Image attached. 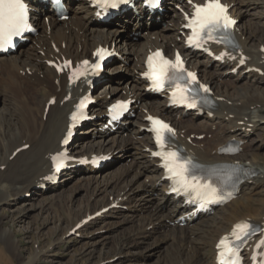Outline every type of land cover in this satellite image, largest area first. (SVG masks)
I'll use <instances>...</instances> for the list:
<instances>
[{"label": "bare ground", "instance_id": "obj_1", "mask_svg": "<svg viewBox=\"0 0 264 264\" xmlns=\"http://www.w3.org/2000/svg\"><path fill=\"white\" fill-rule=\"evenodd\" d=\"M225 1L231 6L232 13L239 20L236 32L240 46L232 54L242 52L247 54L250 59L235 73L232 70L238 64V60L219 63L213 62L203 52L192 54L191 62L194 60L195 64L191 68L197 69L203 75V79L214 87L217 99L214 109H205L202 113L199 110L185 112L169 106V94L156 97L157 105L151 106L149 113L145 114L143 111H139L141 104L148 100L147 97L150 94L147 91L150 83L143 75L146 71V57L150 49L157 47H163L167 51H174L175 48L185 49L186 38L182 29L184 20L177 9L172 7L175 13L164 16L168 17L169 21L162 26L163 33H157L156 37L152 34L145 36V44L130 43L132 48H129L127 46L129 42H123L119 35L124 28H128L126 22H130L134 17L143 20L147 14L155 19L162 15L144 7H139L136 10L137 7L134 6L125 13L126 15L124 14V17L117 18L116 22L98 23L93 17V11L88 7L87 0H80L77 5L78 10L68 20L62 21L53 13L50 5L39 6L41 13L34 16V19L39 23V34L31 38L28 45L22 44L15 53L0 55V208L2 202L9 201L11 198L17 199L23 193L32 192L33 195H37L39 191H42L37 187L46 182L45 178L51 172L50 157L61 146V138L67 125L70 107L81 92L93 90L91 85L81 83L69 86L66 74H58L50 62H59L68 58L81 60L90 55L99 44L115 47L119 52L124 53L122 60L118 58L113 60L115 63L110 67L114 68L108 70V75L119 72L124 68L125 63H131L129 67L133 74L130 77V83L125 85L122 78H112L105 86H117L115 94L117 97L136 99V104L133 106L134 113L146 118L150 113H154L171 120L178 128L179 141L198 161L216 163L237 160L256 171L258 177L263 176L261 178L264 181V165L261 162L263 153H260V148L257 149L258 147L250 142L256 132L258 136V130L264 129V88L255 86V84L264 82V76L258 71L252 70L255 67L264 70V51L262 49L264 46V12H262L263 14H254L256 15L254 21H246L250 9L261 6L262 2L259 0ZM168 3L172 5L175 3L184 9L191 8L189 0H171ZM46 16L51 17L49 25L45 20ZM140 23L142 22L135 23L133 30L143 35L144 31L148 30L145 25L141 26ZM117 24L119 25L117 26ZM249 67L251 70L247 72ZM232 77L235 79L234 82L230 81L232 85H237L244 80L248 85L246 88L248 87L252 91L239 93L241 89L238 88L239 90L229 93L228 89L232 87L226 80H230ZM225 86L226 88H224ZM234 93L241 95H234ZM70 94L72 95L71 99H69ZM108 96V92L100 96L97 104L93 107V112L97 114L98 120H101L106 113V105L111 102ZM232 96L230 104L228 100ZM51 97H56V103L50 106L45 117L46 103ZM16 99L22 102L21 108L16 105L20 108L19 114L13 110ZM252 108L257 109L259 113L253 115ZM186 115L191 118L186 119ZM201 115H204L206 122L195 121ZM130 117L120 125L118 132L126 131ZM255 117L259 118L252 120ZM251 123H254L255 127L249 130ZM148 126V121H143L136 129V140L131 136L126 140L135 149L134 155L137 160L133 161L134 163H131L127 169H122L115 174L110 173V179L107 182L101 183L94 170L89 166L82 168V171L76 169L78 167L75 165L70 168L71 175L74 172L80 173L79 176H82L81 178L90 184L91 194L84 207L69 216L68 221L72 226L67 227L65 233L73 231L79 225H88L85 223V218L106 206L114 203L129 204L128 207L132 212V219L129 221L132 222V228L125 234L127 237L114 236L115 239L107 237V243L113 244V251L116 254H121L131 247H137L144 242V239H149L154 234L160 233L161 239H163L162 243H165L164 246L168 244L170 250L172 248L175 250H171L174 252L170 255V257L173 256V264H179V262L180 264H216L215 246L217 240L222 234L228 233L235 222L251 219L264 224V201L260 196H263L264 193H262L263 191L258 192L260 179H247L240 187L237 198L226 206L218 208L215 214L200 216L193 220L185 219V224L181 225L183 214L191 209L187 205H183L182 200H177L166 194L167 187H165L159 160L152 155L154 146L151 136L146 130ZM213 126H218L216 131L211 130ZM81 132L92 133L94 137L98 135L102 138H105L106 135V132L96 124L85 127ZM202 133H206L207 137L201 140L194 138L192 142L189 141L190 138ZM234 139L244 142L239 154L235 156L222 154L221 151L227 143ZM117 140V136L112 137L114 143ZM25 144H30V147L19 151L12 158L14 150ZM74 147H77V144L72 143L71 148L75 149ZM119 148L120 145H117L111 147L110 150ZM262 150H264V145ZM101 152L104 153L103 147L91 146L85 151L77 153L90 155ZM143 174L149 177L148 182L138 179ZM119 185L121 187L117 191L116 197L109 198V202L107 200L105 204L102 202L100 204L97 200L90 202L92 196L98 195L99 192L105 193V198L109 197L111 193H108L107 189L109 187L114 189ZM50 186L48 184L49 188L56 189L61 184L58 187ZM122 213L123 209H113L109 211V214L95 218V220L102 221L111 214L120 216ZM25 214L27 215V213ZM3 224V217L0 216L1 239L9 250L21 256L20 240L17 241L15 232L7 230ZM108 225L112 226L113 224ZM104 228L106 226L99 229ZM161 239L157 238L154 242ZM45 251L46 249L37 250L30 260L22 262V264H34L44 256ZM171 251L169 252L171 253ZM11 263L10 260L9 264Z\"/></svg>", "mask_w": 264, "mask_h": 264}, {"label": "rangeland", "instance_id": "obj_2", "mask_svg": "<svg viewBox=\"0 0 264 264\" xmlns=\"http://www.w3.org/2000/svg\"><path fill=\"white\" fill-rule=\"evenodd\" d=\"M259 2H262L261 6L250 9L248 13L249 15L247 14L246 18L247 22L255 20L254 16L256 15L254 14H263L264 0H259ZM169 7H171L170 4H168L166 12L167 14H172L173 11L168 9ZM168 19V17H164L162 20H145V22L140 23L141 26L145 25L146 30H148L144 31L142 35L139 32H134L133 27L136 25L135 23H139L140 21H136L132 18L130 22L126 23L128 28H124L119 35L123 42H129L127 45L129 48H132V44L130 43H134L135 45L145 44V36L152 34L156 37L157 33L162 32V26H164ZM118 25L119 24H117V26ZM191 63L194 65L195 61L193 60ZM130 65V62L125 63L123 69L114 73L116 78L123 79L125 85L126 83H130V77L133 74L132 69L129 67ZM110 68L111 69H109V71L114 67ZM262 76H264V74ZM234 80V77L230 78V80H226L232 87L228 89L230 91H228L229 93L239 89H241L239 90V93L252 91V89L248 87L246 88L248 85H246L244 80L237 83V85H232L230 81L234 82ZM256 85L257 87L261 86V88H264V82L261 84H255V86ZM224 88H226V86ZM239 93H234V95H238ZM233 96L231 98L229 97L230 100H228V102L230 104L232 103L231 99ZM155 98L156 97L154 95L148 94V100L142 104L144 109L139 111L144 110L145 112H148L151 106L157 105ZM17 100L18 99L15 100L13 110L16 114H19L22 102L21 100L16 102ZM252 112L254 113L253 115H257L259 113L255 108H252ZM134 114L131 118L132 122L127 124L126 131L121 132L120 134L118 133L119 135H113L118 137V140L115 143L111 141L113 136L111 138L107 136L105 141L101 142L103 138L98 135H95L94 137L92 133H86L87 135H83L78 138L76 149H79V151L76 150V152H83L87 147L91 146H98L99 148L103 147L104 152H109L111 151V147L120 145L119 149L113 150V160L111 163L94 171L101 183H105L108 179H110V173L115 174L122 169H127L130 167L131 163H134L135 160H137L134 155L135 149L131 146V144H128L126 140H128L130 136L133 139L137 137L136 129L143 121H146V117H142L136 112ZM259 117L252 118V120H257ZM203 118L204 116H201L195 121L206 122V119L204 118L203 120ZM217 128L218 126H213L211 130L216 131ZM202 135L204 136V134ZM250 142L253 143L255 147H258L257 149L260 148L259 152L263 153V160L261 162L262 165H264V150H262V146L264 145V129L258 130V136L256 132ZM82 168H85V166H81L76 169H80V171H82ZM79 175L80 173L77 174L75 172L72 175L69 174V178L63 179L59 188L50 189L47 192L39 191L37 195H33L32 192H27V194L23 193L19 195L17 199L11 198V200L1 203L0 216L3 217V225L7 230L15 232V238L17 241L20 240L19 244L21 256H18V253L14 254V252L9 250L3 239L0 237V264H9L10 260L12 262L11 264H22V262L24 263L30 260L34 253L39 249H46V251L44 256H42V258L34 264H173V256L170 257V255L173 254L172 252L175 250L172 248L171 250L174 251H171L168 244H166L167 246H164L165 243H162L163 239H161L160 233L154 234L149 239H144V242L139 246L131 247L129 250L126 249L121 254H116L113 251V244L111 245V243H107V237H113L115 239V237L122 236V238H124L126 236L125 234H127L132 228V222L129 221L132 219V212H130L131 210L128 207L129 204H125L124 207H121L120 205L115 207L116 209H123V213L121 214L122 216L111 214L108 217H105L102 221L93 220L88 222V225L77 226L76 229L80 227L77 230L79 233H65L67 227L72 226L68 221L69 216L82 209L91 194L90 184H87L88 182ZM254 177L260 179L258 192L263 191L262 193H264L263 176ZM138 179H144L146 182L150 180L149 177L144 176V174L142 176L140 175ZM120 185L114 189L111 187L107 189V192L111 193L109 197L105 198V193L101 194V192H99L98 195L92 196L90 202H94L95 200H97L100 204L101 202L102 204H105L106 200L109 202L113 196L116 197L117 191L121 187ZM94 186L95 184L93 187ZM260 196L264 201V195ZM46 198H48V200H45ZM25 213H27V215ZM107 213L109 214V212ZM115 223L119 224L114 225ZM108 224L113 225L109 226ZM104 226H106V228L99 229ZM157 238L161 239L159 240L160 242H154ZM152 249L154 250L151 251ZM169 251H171V253Z\"/></svg>", "mask_w": 264, "mask_h": 264}, {"label": "snow or ice", "instance_id": "obj_3", "mask_svg": "<svg viewBox=\"0 0 264 264\" xmlns=\"http://www.w3.org/2000/svg\"><path fill=\"white\" fill-rule=\"evenodd\" d=\"M101 3L107 5L109 0H100ZM119 3V0H111V6L116 7ZM189 3H192V0H189ZM193 14L191 17H188L187 13L185 14L186 19H188V24L186 27H189L193 31V36L190 40L200 46L201 41H206L208 39H217L225 40L227 39V33L233 28L236 24L235 19H233L228 12V7L221 3V0H206V3L203 5L193 4ZM26 29H31V24L29 23V9L25 4L24 0H0V51L8 48L9 45L14 46L13 40L14 37L22 34ZM214 33H223L225 35L214 36ZM105 49H98L94 55L97 56L98 61L90 65L88 60L81 62V69L73 71L72 75L69 77L70 80L74 78H79L86 74L87 66L95 71H99L101 68V61L105 56ZM243 62V61H241ZM50 64L56 68L57 71H62L64 68H70L72 62L64 61L62 65H56L54 62ZM148 71L144 73L146 78L153 80L157 87H163L165 80H175L177 82V87L180 91V97L182 102L187 100L186 93L192 91L191 87L180 88L179 80L188 79L191 83H197L196 76L194 73L188 72L187 76H184L185 69L183 68V61L179 54H177L176 60L172 61L167 59L162 51H157L153 55L149 56L147 60ZM176 74V75H171ZM205 92L208 91L206 87L203 89ZM189 107H195V103L191 102L188 104ZM79 107L83 108L84 104L82 103ZM126 107L124 102H121L119 105L114 106L113 111L117 109H123ZM78 119L77 114L72 115V121ZM153 127L151 131L156 134V142L161 149L164 147V137L166 133H171L174 135V130L165 122L149 117L148 118ZM74 126V125H73ZM71 135V130L68 132V136ZM65 144L68 143V140L63 141ZM153 155L162 157L164 163L163 167L169 173V178L173 179L179 187H174L173 191L179 193L181 189L185 193H188L189 190L195 191L197 195L201 196L203 199H215L219 200L220 198L216 196V188L212 187L211 184L200 185L195 183L198 178L194 175H191L192 169L198 167L193 165L190 159H185L180 156L176 151H159L153 153ZM53 160H57V157H53ZM61 164H56L57 171L60 170ZM191 175V180L189 176ZM203 189V191H201ZM253 229V225L249 222H243L237 224L234 230V236L237 240L247 236L250 231ZM242 233L243 235H240ZM227 238L221 239L217 245L219 251V256L221 258L226 255H231L236 249L234 247L226 246ZM223 264V260L221 261Z\"/></svg>", "mask_w": 264, "mask_h": 264}, {"label": "clouds", "instance_id": "obj_4", "mask_svg": "<svg viewBox=\"0 0 264 264\" xmlns=\"http://www.w3.org/2000/svg\"><path fill=\"white\" fill-rule=\"evenodd\" d=\"M25 31H33V29H32V27H31V29H26ZM25 31H23L21 35H19V36H16V37H21ZM13 41H14V40H13ZM13 44H14V43H13ZM9 47H12V45H9V46H8V48H9ZM8 48H7V49H5V50H2V51H7V50H8Z\"/></svg>", "mask_w": 264, "mask_h": 264}]
</instances>
